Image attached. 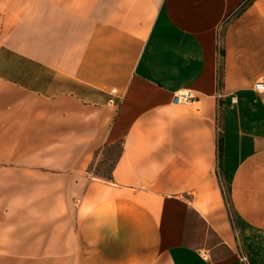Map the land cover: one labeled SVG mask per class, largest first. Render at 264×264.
Here are the masks:
<instances>
[{
  "label": "crops",
  "instance_id": "0c3cea01",
  "mask_svg": "<svg viewBox=\"0 0 264 264\" xmlns=\"http://www.w3.org/2000/svg\"><path fill=\"white\" fill-rule=\"evenodd\" d=\"M257 81L264 0H0V264H264Z\"/></svg>",
  "mask_w": 264,
  "mask_h": 264
},
{
  "label": "built area",
  "instance_id": "2783aa9c",
  "mask_svg": "<svg viewBox=\"0 0 264 264\" xmlns=\"http://www.w3.org/2000/svg\"><path fill=\"white\" fill-rule=\"evenodd\" d=\"M254 88L258 92L264 93V81L255 82ZM217 97L220 98L221 94L218 93ZM195 99H196V95L191 90L178 91L174 95V101L176 103H188V102L193 101ZM220 131H221L220 123L217 122V134H218V136L220 135ZM240 259L243 262V264H249V259L244 252L240 253Z\"/></svg>",
  "mask_w": 264,
  "mask_h": 264
},
{
  "label": "rangeland",
  "instance_id": "374dc122",
  "mask_svg": "<svg viewBox=\"0 0 264 264\" xmlns=\"http://www.w3.org/2000/svg\"><path fill=\"white\" fill-rule=\"evenodd\" d=\"M98 168H99V173H102V174H107V172L109 171V167H110V163L108 162L107 164H102V165H97ZM225 198H226V203H227V206L229 208L230 207V202H229V199H228V195H227V191L225 190ZM231 210V209H230ZM232 214V212H231ZM233 215V214H232ZM231 215V216H232ZM234 219V218H233Z\"/></svg>",
  "mask_w": 264,
  "mask_h": 264
}]
</instances>
